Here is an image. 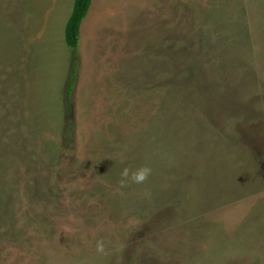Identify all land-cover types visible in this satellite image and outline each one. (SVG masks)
Segmentation results:
<instances>
[{"label": "rangeland", "instance_id": "1", "mask_svg": "<svg viewBox=\"0 0 264 264\" xmlns=\"http://www.w3.org/2000/svg\"><path fill=\"white\" fill-rule=\"evenodd\" d=\"M241 1L94 0L73 49L75 0H0V264H264V0Z\"/></svg>", "mask_w": 264, "mask_h": 264}, {"label": "crops", "instance_id": "2", "mask_svg": "<svg viewBox=\"0 0 264 264\" xmlns=\"http://www.w3.org/2000/svg\"><path fill=\"white\" fill-rule=\"evenodd\" d=\"M251 1H254V0H250V2ZM241 3L243 4V6L244 5H246V3H245V0H242L241 1ZM220 5H218L216 8H215V10H219V7ZM239 8H242V6H239ZM241 14V13H240ZM239 14V15H240ZM89 15V14H88ZM142 15V14H141ZM217 15V14H216ZM238 15V16H239ZM125 17H123V21L128 17V15H124ZM87 18H88V16L85 18V20H87ZM130 18V17H129ZM146 19V21H148V19L147 18H145ZM243 19H244V17L241 19V21L238 23V20H237V18H232L231 20H232V23L233 24H235V25H237L238 27H232V30L233 31H235V30H238V28L239 27H241V25H242V22H243ZM85 20H84V23H85ZM116 20H119V17L117 16V19ZM106 21H108V20H106ZM154 22H159L158 20H155ZM84 23H83V25H82V28H83V26H84ZM123 26H124V24H123ZM123 26H122V28H117V30H116V32L115 33H117V34H119V35H123V36H130V35H132V31H130V30H126V29H124L123 28ZM117 27V26H116ZM107 28H109V26L107 25ZM156 30V29H155ZM105 31V30H104ZM109 31V30H108ZM157 32H159L158 30H156ZM150 32L152 33V30H150ZM151 33H147V34H149L150 35V37H152L151 36ZM168 34V33H167ZM166 34V35H167ZM213 34L212 33H210V32H208V31H205V30H197V31H195L194 33H193V35L192 36H190V35H188L187 37L189 38V37H192V40L194 41L193 43L194 44H198V43H200L201 42V44L203 43L202 42V40H204L207 36L208 37H210V36H212ZM176 36L177 37H179V33L177 32V34H176ZM180 36L182 37L181 38V43H184V42H186V40H185V32L182 30V32L180 33ZM168 37H169V34H168ZM185 47V46H184ZM183 47V48H184ZM91 48L92 47H90V49L89 50H91ZM93 49L95 50V51H98L97 49H95L94 47H93ZM82 53H83V50H82ZM179 53H183V52H178V54ZM76 56H77V53H76ZM77 57H79V55L77 56ZM101 69L102 68H99V62H95L94 63V65H92L91 66V70L90 71H88V75H87V77L89 76L90 77V79H88V81H86V84H87V89H89V91L90 92H94L95 93V96H96V98H97V104L98 103H100L99 102V94H103V91H102V86H103V82H104V80H106V78L104 79L101 75H100V72H101ZM74 70V69H73ZM121 71H122V68H121ZM128 70L126 69V71H123V72H127ZM121 74H122V72H121ZM126 75H127V73H126ZM108 76H109V78H110V76H111V73H108ZM99 77H100V79H101V82H100V80H99ZM125 80H127L128 78L126 77V78H124ZM73 90H74V83L72 82V84H71V86H69V88H67V102H69L70 103V99H71V96H72V92H73ZM89 100H91V99H89ZM155 113L152 111L151 112V116H150V119L152 118V116L154 115ZM96 117H97V114H96ZM149 119V120H150ZM77 121V120H76ZM151 121V120H150ZM150 123V122H149ZM77 125H78V123H77ZM76 132H77V135L79 134V133H81V130H80V127H79V125H78V131L76 130ZM79 132V133H78ZM142 133V132H141ZM77 137V136H76ZM75 139V138H74ZM77 139H78V137H77ZM75 143V142H74ZM87 145V144H86ZM80 147L78 146V141L76 142V154L74 153V161L76 160V161H78L79 162V160H81V152H78V149H79ZM82 148H84V147H82ZM74 151H75V145H74ZM119 153V152H118ZM124 156V155H123ZM111 159L113 160L112 161V165L114 166V164L115 163H117L121 158L120 157H116L115 158V156H112L111 157ZM83 161H84V159H83ZM94 173V172H93ZM103 177V179L105 180V176L103 175L102 176ZM108 179V177L106 178V180Z\"/></svg>", "mask_w": 264, "mask_h": 264}, {"label": "trees", "instance_id": "3", "mask_svg": "<svg viewBox=\"0 0 264 264\" xmlns=\"http://www.w3.org/2000/svg\"><path fill=\"white\" fill-rule=\"evenodd\" d=\"M94 0H75L72 14L66 26V42L69 47L78 49L81 39V28L90 13Z\"/></svg>", "mask_w": 264, "mask_h": 264}, {"label": "clouds", "instance_id": "4", "mask_svg": "<svg viewBox=\"0 0 264 264\" xmlns=\"http://www.w3.org/2000/svg\"><path fill=\"white\" fill-rule=\"evenodd\" d=\"M152 174V169L148 166H141L135 170L124 168V170L121 173V180L120 185L121 187L127 186L128 182L135 184H143L145 181L149 179V177ZM97 252L103 253L105 251L104 243L103 241L97 242Z\"/></svg>", "mask_w": 264, "mask_h": 264}]
</instances>
